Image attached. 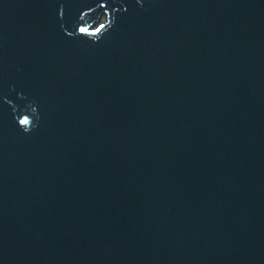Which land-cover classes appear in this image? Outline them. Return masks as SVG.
I'll use <instances>...</instances> for the list:
<instances>
[{"label": "water", "instance_id": "water-1", "mask_svg": "<svg viewBox=\"0 0 264 264\" xmlns=\"http://www.w3.org/2000/svg\"><path fill=\"white\" fill-rule=\"evenodd\" d=\"M0 264H264V0H0Z\"/></svg>", "mask_w": 264, "mask_h": 264}, {"label": "snow or ice", "instance_id": "snow-or-ice-1", "mask_svg": "<svg viewBox=\"0 0 264 264\" xmlns=\"http://www.w3.org/2000/svg\"><path fill=\"white\" fill-rule=\"evenodd\" d=\"M81 31H85L84 29H81Z\"/></svg>", "mask_w": 264, "mask_h": 264}, {"label": "rangeland", "instance_id": "rangeland-1", "mask_svg": "<svg viewBox=\"0 0 264 264\" xmlns=\"http://www.w3.org/2000/svg\"><path fill=\"white\" fill-rule=\"evenodd\" d=\"M102 19H104V16L102 17Z\"/></svg>", "mask_w": 264, "mask_h": 264}]
</instances>
